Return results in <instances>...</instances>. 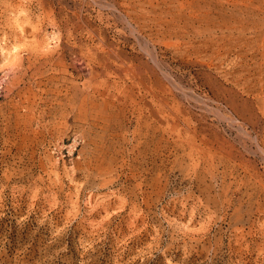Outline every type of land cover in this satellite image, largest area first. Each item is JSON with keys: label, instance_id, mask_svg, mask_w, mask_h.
I'll list each match as a JSON object with an SVG mask.
<instances>
[{"label": "rangeland", "instance_id": "obj_1", "mask_svg": "<svg viewBox=\"0 0 264 264\" xmlns=\"http://www.w3.org/2000/svg\"><path fill=\"white\" fill-rule=\"evenodd\" d=\"M0 264H264V0H0Z\"/></svg>", "mask_w": 264, "mask_h": 264}, {"label": "bare ground", "instance_id": "obj_2", "mask_svg": "<svg viewBox=\"0 0 264 264\" xmlns=\"http://www.w3.org/2000/svg\"><path fill=\"white\" fill-rule=\"evenodd\" d=\"M65 46V45H64ZM66 49H68V48H66ZM67 51V50H66ZM20 61V60H19ZM13 63H14V60H13Z\"/></svg>", "mask_w": 264, "mask_h": 264}]
</instances>
